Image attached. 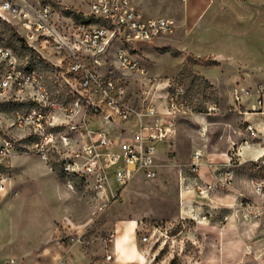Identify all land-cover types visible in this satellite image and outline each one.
Wrapping results in <instances>:
<instances>
[{"label": "built area", "instance_id": "obj_1", "mask_svg": "<svg viewBox=\"0 0 264 264\" xmlns=\"http://www.w3.org/2000/svg\"><path fill=\"white\" fill-rule=\"evenodd\" d=\"M66 4L0 0V18L16 27L27 56H36L46 69L43 77L16 50L0 44V97L15 106L13 125L20 131L19 138L0 136V157L17 154L19 144L54 172L51 157L56 156L66 182L79 179L110 202L135 180L160 175L161 147L175 143L181 116L204 119L220 108L208 105L197 110L182 79L152 76L138 53L142 46L138 43L173 36L175 18L146 16L132 0H86L88 12L82 21L69 14L61 20L57 8ZM231 98L229 109L241 118L242 139L231 145L226 161H210L196 149L183 168L194 176L198 194L207 196L213 187L230 190L235 169L248 164L250 183L261 203L240 195L232 210H245L244 218L260 220L264 235V154L246 152L264 141V83L235 84ZM101 120L114 124L117 132L111 133L98 123ZM199 123L197 131L205 135L208 126ZM207 173L212 174L213 185L203 182ZM10 181L6 166H0V193ZM139 229L143 242L152 238L166 242L180 234L168 221L152 227L142 224ZM14 263V258L0 259V264Z\"/></svg>", "mask_w": 264, "mask_h": 264}, {"label": "rangeland", "instance_id": "obj_2", "mask_svg": "<svg viewBox=\"0 0 264 264\" xmlns=\"http://www.w3.org/2000/svg\"><path fill=\"white\" fill-rule=\"evenodd\" d=\"M185 1L192 16H195L207 2V0H132V3L146 15L171 16L181 23ZM66 3L57 8L61 20L68 14L74 15L78 21L85 18V13L88 12L86 0H66ZM220 7L222 13L211 24L208 33L215 42L226 34L231 44V50L227 55L222 56L218 45H215L212 52L201 54L180 49L184 33L182 27L169 38L157 39L142 45L138 52L152 76H177L182 79L197 110H204L208 105H217L220 108L217 113L204 119L191 116L179 118L175 143L172 147H161L162 151L158 158L160 175L156 179H137L125 186L115 199L108 202L101 199L79 179L71 178V184L66 182L56 156L51 157V162L55 166L52 173L46 171L35 156L26 161L19 160L15 166L26 175L35 172L40 176L45 188L39 191L36 188L29 190L30 185L26 189L16 183L10 168V158L0 157L2 162L0 166L3 168L6 166L11 175L8 189L0 193V208L7 204L4 211L5 223L14 224L15 230L6 231L5 240L1 242L10 255L22 257L25 241H28L33 231L37 229L33 223L37 222L36 224L41 227L42 224L53 221L59 226L61 222L69 220L74 225H84L86 230L78 233L73 231L74 226L60 225L59 239L67 244L78 243L93 260H108L113 225L119 219H134L140 225L146 224L150 227L161 222H173L174 232L180 231L173 240L161 242L152 238L146 242L150 255L156 254L158 261L162 259L167 260L168 264H183L186 254L195 257V241L192 234L195 237L197 233L192 221L177 219L180 207L179 169L190 162L192 152L196 149H202L207 154H222L229 150L233 142L242 139L241 118L236 112L231 111L228 105L232 102V87L236 82L252 81L257 74L262 73L259 79H264V1L221 0ZM0 44L12 47L22 55L26 64H31L45 77V67L37 61L36 56H27V50L22 48L16 27L1 18ZM14 110L15 106L12 103L0 97V136L19 138L20 131L13 125ZM199 121L205 122L208 126L205 135H200L197 131ZM98 123L104 124L111 133L117 132L114 124L102 120ZM25 143V140L21 141L22 145ZM16 153L20 155L29 152L17 144ZM56 180L55 193L58 198L55 196L51 200V186L47 185ZM112 184L117 188L118 185L114 181ZM13 202L16 206L10 210L9 206ZM60 207L63 210L62 221L54 216ZM138 230V235L142 236L143 232ZM17 235L20 242L14 244L12 239ZM4 256L9 257L7 254ZM152 258L155 259L154 256Z\"/></svg>", "mask_w": 264, "mask_h": 264}, {"label": "crops", "instance_id": "obj_3", "mask_svg": "<svg viewBox=\"0 0 264 264\" xmlns=\"http://www.w3.org/2000/svg\"><path fill=\"white\" fill-rule=\"evenodd\" d=\"M220 6L221 0H207L206 5L195 16H192L185 1L181 23L175 19L178 25L177 31L179 27H182L184 32L180 49L201 54L212 52L215 45H218L222 56L229 53L231 44L226 34L215 42L211 40L208 33L211 24L222 13ZM262 75V73L257 74L248 83L236 82L235 84L253 86L264 83V79H259ZM247 118L255 119L257 116L249 115ZM201 151L210 161L222 162L227 160V152L207 154L204 150L201 149ZM246 152L251 156L264 154V141L256 147L247 148ZM32 156L39 160L40 165L46 171L52 173L47 164L34 154L12 155L9 160L10 168L13 177L16 178V183L26 189L30 185L29 190L36 188L39 191L45 188L41 183L40 176H37L35 172L26 175L18 167H15L19 160L26 161ZM202 171L206 172L207 170L203 167ZM179 174L180 207L177 219L183 218L192 221L191 223L197 233L195 237L192 234L195 241V257L186 254L183 264H264V256L262 255L264 235L261 221L244 218L245 210H232V204L240 199V195L246 197L245 201L255 204L261 203V199L252 189L248 168L240 166L235 169L230 190H218L213 187L208 190L207 196L198 194L194 176L187 173L183 167L179 169ZM201 178L203 182L213 185L212 174H204ZM47 186H51V200H53L56 196L57 180ZM6 205L5 203L0 208V259L2 260L14 258V264H67V262L70 264H168L167 260L160 259L158 261L156 254L150 255L146 242H143L141 236L138 235L140 223L134 219H119L113 225L110 239V255H112V258L110 260H93L78 243L67 244L65 241H61L59 239L61 234L60 225L74 226L73 231L78 233H83L86 230L84 225H74L69 220L68 222H61L59 226L53 221L52 223L42 224L41 227L36 224L37 222L33 223L34 226H37V229L33 231L31 238L25 241L22 257L10 255L1 243L5 240L6 231H15L13 230L14 224L7 225L5 223L4 211ZM15 206V202L11 203L10 210ZM55 213L54 216L62 221V207L58 208ZM224 217L227 218L224 220ZM12 240L14 244L20 242L19 235ZM4 254L9 255V257H5ZM153 256L155 259L152 258Z\"/></svg>", "mask_w": 264, "mask_h": 264}, {"label": "water", "instance_id": "obj_4", "mask_svg": "<svg viewBox=\"0 0 264 264\" xmlns=\"http://www.w3.org/2000/svg\"><path fill=\"white\" fill-rule=\"evenodd\" d=\"M145 44H146V43H138L139 46H141V45H145Z\"/></svg>", "mask_w": 264, "mask_h": 264}]
</instances>
